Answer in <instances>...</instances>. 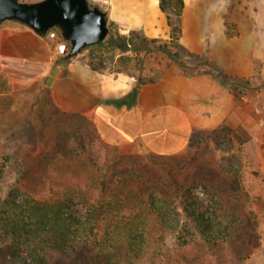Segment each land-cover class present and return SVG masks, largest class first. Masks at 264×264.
I'll list each match as a JSON object with an SVG mask.
<instances>
[{
    "label": "crops",
    "instance_id": "crops-1",
    "mask_svg": "<svg viewBox=\"0 0 264 264\" xmlns=\"http://www.w3.org/2000/svg\"><path fill=\"white\" fill-rule=\"evenodd\" d=\"M91 1L122 35L137 30L171 40L160 0ZM182 1L178 44L193 57H183L186 65L199 73L166 61L153 83L138 85L128 73L92 70L84 54L58 57L53 41L17 22L0 26V72L10 79L23 68L27 80H45L52 102L87 117L109 146L170 158L185 152L194 134L226 129L243 151L244 187L264 207V0ZM259 231L261 244L244 264H264V211Z\"/></svg>",
    "mask_w": 264,
    "mask_h": 264
},
{
    "label": "trees",
    "instance_id": "trees-1",
    "mask_svg": "<svg viewBox=\"0 0 264 264\" xmlns=\"http://www.w3.org/2000/svg\"><path fill=\"white\" fill-rule=\"evenodd\" d=\"M160 6L166 13L171 27L170 41L148 39L137 30L122 35L116 25L111 23L107 39L87 49L90 51L87 59L91 69L97 72H109L105 65V55H110L111 62L118 55V62L122 66L116 73H127L122 69H126L133 57L143 53H155L162 54L167 61L188 74L201 72L199 68H189L186 65L183 57H193L183 51L178 44L181 35L183 1L160 0ZM198 61L201 67H208L203 69L216 74L226 83L221 72L209 67L201 59ZM0 79H5L3 73L0 74ZM136 80L138 85H143L153 83L156 78L138 77ZM50 100L52 102V99ZM52 105L56 106L53 102ZM55 109L58 110L57 107ZM66 114L84 118L77 113ZM219 131L230 134L224 128L213 133ZM91 134L98 143L103 142L94 127ZM198 135L200 134L193 135L190 146L199 137L203 140L210 138L203 137L202 134ZM214 141H217V138ZM74 142L78 148L83 147L80 141ZM58 145L61 148L67 144ZM71 154L72 152H69L64 155ZM4 161L10 162V158L6 157ZM99 171H103V168ZM116 171L111 177L117 178L119 175L117 183H113L111 177L107 178L109 171H106L102 173L104 175L100 183V179L94 182L95 187L92 184L89 189L81 190L75 185L58 192L52 191V195L44 199L32 196L23 190L20 185L21 180L6 190L0 187V239L7 242L5 251L9 261L13 264H122L123 261L127 264H135L145 255L149 244L147 239L149 224L150 228L152 225L155 230L163 232L176 231L180 235L185 231L186 227L181 226L179 220L174 222L171 219L173 215L180 216L178 209L171 210L168 206H160L156 203V197L159 196L155 193V188L148 187L144 182L146 174L140 176L129 174L130 172L127 171ZM28 175L35 176L33 171ZM126 176H129L130 180H127ZM2 178L3 175L0 174V180ZM139 180L140 182H137ZM130 181L136 186H131ZM202 190L203 196L208 197L207 203L199 195L192 193L193 189L174 191L177 193L182 191V212L191 225L192 235L196 233L194 240L191 239L192 242H184L180 246L189 247L195 241L202 240L216 258L217 264H244L255 250L252 239L258 227L256 216L248 209L251 202L249 195L240 185L232 186L229 192L230 198L217 195L214 199L211 190L207 187ZM143 193H147L149 199V203L143 205L146 207L143 210L147 213L146 217L148 214H153L157 219L152 224L149 218L143 217V211L140 210L142 207H135L132 202L134 197L139 198ZM180 238L181 236L179 241ZM155 242H159L162 246L164 235L159 236Z\"/></svg>",
    "mask_w": 264,
    "mask_h": 264
},
{
    "label": "rangeland",
    "instance_id": "rangeland-1",
    "mask_svg": "<svg viewBox=\"0 0 264 264\" xmlns=\"http://www.w3.org/2000/svg\"><path fill=\"white\" fill-rule=\"evenodd\" d=\"M19 1L35 3L41 0ZM88 2L91 7H96L91 0ZM171 50L173 51V48ZM83 54L88 58L90 51L85 50ZM105 58V65L110 73L112 71L116 73L121 68L118 55L113 62L109 59L110 55H105ZM133 58L128 62L126 69L122 70L136 78L147 79L156 78L159 66L167 61L162 54L155 53H143ZM24 70L23 68L13 70L11 71L14 73L13 78L9 79L4 74L5 79H0V174L3 175L0 180L1 188L6 190L21 180L23 190L44 199L51 196L52 191L58 192L75 185L81 190H87L97 179H100V183L103 180L102 173L106 171H109L107 178L117 172L116 170L140 176L146 174L144 182L148 187L155 188V193L159 196L156 197V203L168 206L171 210L178 209L180 216L173 215L171 219L179 220L181 226L186 229L179 235L176 231L155 230L152 225L150 228L149 224L147 235L149 244L145 255L135 264H217L216 258L202 240L195 241L189 247L180 246L184 242L194 240L196 233L192 235L191 225L182 212V191L179 193L174 191L193 189L192 193L199 195L207 203L208 197L203 196L202 189L207 187L211 190L214 199L217 195L230 198L232 186L240 185L250 197L248 209L258 220L257 231L252 239L254 252L258 249L261 244L259 213L264 211V207L259 199L252 197L244 187L245 160L242 148L233 136L222 131L215 134L200 133L198 136L202 134L203 137L210 138L203 140L199 137L185 152L170 158L155 156L138 146L115 147L103 142L98 143L91 134L93 126L87 117L75 118L57 106L55 107L58 110L55 109L49 98L46 81L27 80V72ZM215 138L217 141H214ZM75 140L81 142L83 146L81 149L76 146ZM58 144L65 147L61 145L60 148ZM69 152L72 154L64 155ZM6 157L10 158V162L4 161ZM100 168H103V171H99ZM31 171L34 177L28 175ZM24 175L26 176L23 177ZM118 177L119 175L117 178L111 177L113 183L118 182ZM125 178L130 180L129 176ZM130 182L131 186H136L133 181ZM132 200L135 207H142L140 209L142 211L146 208L143 205L149 203L147 193ZM146 214L143 211V217H146ZM146 218H149L151 224L156 219L153 214H148ZM161 235H164L162 246L155 242ZM6 243L0 239V264H13L6 255ZM122 264L127 263L123 261Z\"/></svg>",
    "mask_w": 264,
    "mask_h": 264
},
{
    "label": "water",
    "instance_id": "water-1",
    "mask_svg": "<svg viewBox=\"0 0 264 264\" xmlns=\"http://www.w3.org/2000/svg\"><path fill=\"white\" fill-rule=\"evenodd\" d=\"M6 22L22 24L39 37L56 30L68 43V59L103 43L110 30L107 13L91 7L88 0H0V26Z\"/></svg>",
    "mask_w": 264,
    "mask_h": 264
},
{
    "label": "built area",
    "instance_id": "built-area-1",
    "mask_svg": "<svg viewBox=\"0 0 264 264\" xmlns=\"http://www.w3.org/2000/svg\"><path fill=\"white\" fill-rule=\"evenodd\" d=\"M49 40L56 44V54L58 57H66L69 52L68 43L62 40L56 30L50 32L47 36Z\"/></svg>",
    "mask_w": 264,
    "mask_h": 264
}]
</instances>
